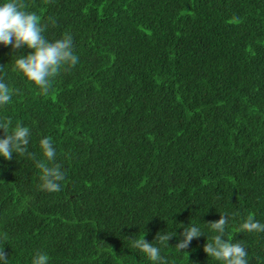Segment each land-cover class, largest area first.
<instances>
[{
	"label": "trees",
	"instance_id": "trees-1",
	"mask_svg": "<svg viewBox=\"0 0 264 264\" xmlns=\"http://www.w3.org/2000/svg\"><path fill=\"white\" fill-rule=\"evenodd\" d=\"M21 3L47 38L70 32L80 61L43 94L0 45L13 90L0 120L31 128L34 157H0L10 264H31L37 250L50 264H151L133 238L159 244L164 233H177L161 249L168 264H219L204 245L221 213L249 264H264V233L239 228L248 215L264 223V0ZM44 136L65 173L59 192L40 187ZM187 224L207 234L179 250Z\"/></svg>",
	"mask_w": 264,
	"mask_h": 264
},
{
	"label": "clouds",
	"instance_id": "clouds-1",
	"mask_svg": "<svg viewBox=\"0 0 264 264\" xmlns=\"http://www.w3.org/2000/svg\"><path fill=\"white\" fill-rule=\"evenodd\" d=\"M51 22L55 23L54 20ZM46 28L41 18L35 12L28 11L21 0H0V45L11 46L16 50L15 70L34 83L43 94L48 93L53 78L62 69L74 68L80 61L70 32H65L60 38L49 39L44 34ZM24 47L31 49L26 55L19 52ZM12 97L13 90L4 79H0V107L7 105ZM0 129L3 130V135H0V157L11 160L14 153L33 157L29 151L32 137L30 127L23 124L13 126L10 120H0ZM39 146L44 157L36 161V167L40 170V187L49 192H59L65 173L61 164L57 163L56 144L52 137L44 136ZM229 223L230 216L227 213H221L218 220L208 221L207 227L214 236L211 240L207 238L204 251L219 264H249L246 246L233 242L227 236ZM188 225L183 227V232L178 236L175 246L179 250L187 249L193 238L207 234L199 224ZM239 228L242 232L264 233V223L252 215H248ZM176 235L157 234L154 240H158L159 244H154L153 240L145 239L144 234L133 238L132 247L142 252L151 264H168L161 249ZM3 249L0 248V264H10V257ZM31 264H50V255L37 250Z\"/></svg>",
	"mask_w": 264,
	"mask_h": 264
}]
</instances>
